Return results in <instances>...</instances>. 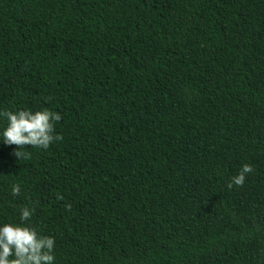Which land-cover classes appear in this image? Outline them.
<instances>
[{"label": "trees", "instance_id": "trees-1", "mask_svg": "<svg viewBox=\"0 0 264 264\" xmlns=\"http://www.w3.org/2000/svg\"><path fill=\"white\" fill-rule=\"evenodd\" d=\"M24 109L63 139L0 135V226L34 209L54 264H264V0H0V111Z\"/></svg>", "mask_w": 264, "mask_h": 264}, {"label": "clouds", "instance_id": "clouds-1", "mask_svg": "<svg viewBox=\"0 0 264 264\" xmlns=\"http://www.w3.org/2000/svg\"><path fill=\"white\" fill-rule=\"evenodd\" d=\"M0 117L7 120V126L2 133L3 143L17 146L18 150L12 154L19 160L27 158L22 149L25 146L47 150L63 137L55 134V125L62 117L60 114L48 109L38 110L34 113L24 109L18 111H0ZM254 171L251 164L241 166L240 172L231 178L226 187L233 185L242 187L248 174ZM21 194V186L13 184L11 195L17 197ZM57 199H63L58 195ZM66 210H71L67 204ZM34 209L24 206L20 210L19 223H5L0 226V264H54L55 238L41 235L35 227L28 224L34 214Z\"/></svg>", "mask_w": 264, "mask_h": 264}]
</instances>
